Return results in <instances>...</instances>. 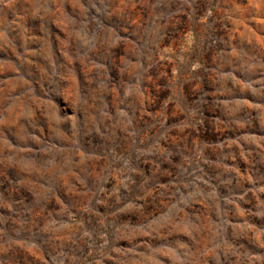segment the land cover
Listing matches in <instances>:
<instances>
[{"label": "rangeland", "instance_id": "1", "mask_svg": "<svg viewBox=\"0 0 264 264\" xmlns=\"http://www.w3.org/2000/svg\"><path fill=\"white\" fill-rule=\"evenodd\" d=\"M0 264H264V0H0Z\"/></svg>", "mask_w": 264, "mask_h": 264}]
</instances>
